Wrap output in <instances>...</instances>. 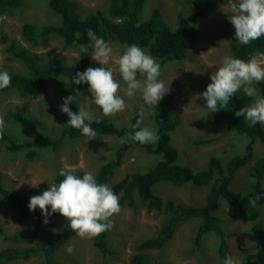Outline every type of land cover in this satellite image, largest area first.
<instances>
[{"label":"rangeland","instance_id":"374dc122","mask_svg":"<svg viewBox=\"0 0 264 264\" xmlns=\"http://www.w3.org/2000/svg\"><path fill=\"white\" fill-rule=\"evenodd\" d=\"M75 1L79 4L78 11L82 16L98 8L107 9L110 4V0ZM155 7L161 10V16L165 23L175 29L180 19L192 11V0H146L140 20H148ZM228 12V4L220 3L213 6L204 17L198 18L195 23L200 34L188 50V57L161 66L160 79L170 87V92L163 97L171 99L169 115L180 119V125L172 135V142L177 147L178 160L194 169L203 167L212 155H219L226 160L235 153L245 151L249 142L247 136L236 131H228L225 123L214 121L215 113H208L206 102L200 95L204 90H199L202 85L207 88V85L211 83L212 73L222 64L223 58L232 56V49L239 45L235 36V28L228 19ZM60 21L61 17L51 9L48 0H25L14 15L0 17V27L11 40L34 52L43 63L51 60L50 55L60 57L65 63H73L80 55L77 46L65 44L62 38L57 35H50L35 45L29 43L21 33L25 22L42 26L57 25L60 24ZM92 45V51H94V42ZM110 46L113 52L106 67L111 69L115 78L120 81L119 94L125 99L126 107L115 117L107 118L113 120L117 125L123 126V124H129L132 115L139 114L143 106L146 109V114L142 124L144 127L154 129L152 108L144 103L140 92L128 97L125 94L126 85L119 75L117 61L129 45L116 42ZM142 49L150 55L147 49ZM8 56L6 44L0 41V71H27V68L19 60H9ZM155 59L161 62L160 59ZM89 67H102L92 59L91 53L87 55L86 69ZM66 83L67 79L54 77L37 97L22 96L18 90L6 92L0 99V116H3L5 121L4 129L8 130L17 141L36 138L37 135L28 126L5 119L7 110L22 112L24 108H27L28 113L36 119L38 130L51 137L58 136L61 131L58 115L65 98L63 89ZM255 87L258 89V84ZM258 94L263 96L259 89ZM80 108H84L95 118L104 117L102 110L94 104L88 88L81 95ZM214 136L218 138L203 145L194 144L196 139ZM120 143L121 139L114 135H98L89 141H87V137L76 140L67 139L58 150L44 148L38 157L33 159L27 158L24 151H9L2 144L0 147V172L4 173V182L7 187L15 189L18 194L30 199L34 195H41L48 189L49 184L56 183L55 176L61 168L76 166L77 170L97 171L103 163L100 157L106 155L108 158H115V151ZM254 152L255 155L251 163L264 154V146L261 142L254 143ZM157 159V156H150L138 148L130 149L123 157L121 165L116 169L110 184L121 179L129 171L143 170L153 165ZM252 180L247 165L238 171L232 186L234 189H245ZM31 183L38 184V186L33 187ZM262 183L264 185V179ZM154 190L165 199L171 198L196 205L203 204L208 193L207 187H192L188 184L177 186L171 182H162L156 185ZM119 204L121 211L110 218L114 221V227L108 231V243L116 253L114 257L102 255L93 246V238L81 239L75 234L55 253L56 259L64 260L70 264H129L134 253V246L145 237L153 235L160 228L165 215L161 211H147L142 206L133 209L126 203ZM259 210L258 220L264 226V205L259 206ZM15 211V206L9 202H3L0 205V229L7 234L33 230L38 216H32L27 221L19 222L14 217ZM217 213L223 218L224 229L229 233L227 238L230 256L235 264H245L248 255L264 256V241L250 232L251 223L244 220L232 205L222 200ZM66 219L62 215L54 213L48 217L49 222L45 224L44 216L41 217L39 235L35 243H46L55 237L65 224ZM198 226L196 219L181 224L163 248H150L144 252L148 260L151 263L162 261L164 264H224L227 257L220 256L218 252L219 239L213 232L206 233L202 245L195 247L193 240ZM9 245L14 244L3 242L0 239V249ZM69 245L74 246V251L71 254L67 252ZM3 264H44V262L36 255Z\"/></svg>","mask_w":264,"mask_h":264},{"label":"trees","instance_id":"16d2710c","mask_svg":"<svg viewBox=\"0 0 264 264\" xmlns=\"http://www.w3.org/2000/svg\"><path fill=\"white\" fill-rule=\"evenodd\" d=\"M48 1L51 9L61 17L60 24L37 26L34 23L25 22L21 29L22 36L29 43L36 45L50 35H57L62 38L65 44L77 46L80 55L73 63H65L60 57H52V55H50L49 62L43 63L34 52L11 40L0 27V41L6 44L8 59H17L27 68L25 72L5 70L11 75V86L0 89V99L6 92L12 90H18L22 96L37 97L52 78L63 77L67 79L63 89L65 98L70 95L75 97L69 107L77 114L79 100L88 85L86 83L75 85L72 77L77 72H83L86 69L87 55L93 50V41L89 40L87 36L88 29L93 30L98 38H103L110 44L116 42L129 46L135 44L140 48H145L151 56L160 59L159 63L163 66L168 62L186 59L188 50L200 34L195 23L196 20L204 17L213 6L220 3L228 4V0H192V11L186 17L181 18L174 29L162 19L161 10L158 7L153 9L148 20H140L146 0H110L107 9L98 8L85 16L79 13V4L75 0ZM24 2L25 0H0V17L14 15ZM81 45L87 46L89 53L81 52ZM231 52L232 57L244 60H248L253 55L264 53V36L248 45H238ZM201 89L205 91L206 86L202 85L199 87V90ZM258 89L264 96V82L258 83ZM251 101L252 98L245 96L240 91L231 98L225 109L218 110L214 116V121L225 123L228 131H236L249 138L245 151L235 153L226 160L219 155H212L203 167L196 169L178 160L179 154L177 147L172 142V135L179 127L180 119L169 115L170 97L163 98L157 108L152 109L154 129L159 136L158 141L154 144L142 145L129 138V134H133L137 130L131 127L140 119L137 113L132 115L129 124H123V126L117 125L107 117H99V123L91 124L98 135H114L121 139V143L115 151V158L111 159L106 155L100 157L103 163L94 172L97 182L110 185L118 196L119 203H126L133 209L142 206L147 211H161L165 215L160 228L153 235L145 237L134 246V253L129 264H164L162 261L151 263L144 252L150 248H163L174 236L179 226L192 219H196L199 224L193 240L195 247L202 245L206 233L213 232L219 239L218 252L220 256L228 257L231 253L227 238L229 233L224 229L223 218L217 213L222 200L227 201L244 220L249 221L251 223L250 232L264 241V226L258 220L259 206L264 205V185L262 183L264 154L251 163L255 155L254 143L259 141L264 146V125L259 123L254 126L250 125L243 117H237L234 114L239 109L248 106ZM218 107L221 106L218 105ZM58 118L61 124L60 134L51 137L38 130L37 121L28 113L27 108H24L22 112L7 110L5 114L7 121L28 126L37 137L17 141L8 130L4 129L3 136L0 138V147L4 144L9 151H24L27 158L33 159L37 158L44 148L56 151L67 139L85 138L80 130L67 124L69 117L60 109ZM141 127H144L143 124ZM217 138L214 136L196 139L194 144L203 145ZM132 148H138L150 156H157L158 159L153 165L143 170L129 171L121 179L110 184L123 157ZM247 165L253 180L245 189H234L232 182L236 174ZM85 172L77 170L76 174L82 178ZM55 179L56 183H59L63 177L59 176V172H57ZM162 182H171L177 186L188 184L192 187H207L208 193L201 205L186 204L171 198L165 199L154 190L155 186ZM256 197L259 198L256 199L253 206L250 201ZM29 200L18 194L15 189L7 187L4 182V173L0 172V205L3 202L14 205L16 208L14 217L19 222L27 221L32 216H38L34 229L29 232L16 231L13 234H7L0 229V239L3 242L14 244L0 249V264L36 255L43 260L44 264H70L64 260L56 259L55 253L76 233L71 230L66 219L65 224L55 237L46 243H35L43 215L39 208L35 211L29 210ZM92 243L102 255L115 256L114 249L108 243V231L93 238ZM245 264H264V256L248 255Z\"/></svg>","mask_w":264,"mask_h":264},{"label":"clouds","instance_id":"9594fccd","mask_svg":"<svg viewBox=\"0 0 264 264\" xmlns=\"http://www.w3.org/2000/svg\"><path fill=\"white\" fill-rule=\"evenodd\" d=\"M228 9V19L235 28L239 45H248L264 36V0H228ZM87 36L94 42L92 59L102 67H89L83 72H77L72 80L75 85H88L92 100L102 110L104 117H115L125 109L126 103L119 94L120 81L115 78L112 70L106 67L113 49L110 42L98 38L93 30L88 29ZM80 50L89 53L85 45H81ZM117 63L128 97L140 92L144 103L149 108L156 109L162 98L170 92L169 84L160 79V63L139 46L133 44L126 47ZM11 79L7 71H0V89L10 87ZM210 79L211 83L200 94L206 100L208 113L225 109L231 98L242 91L245 96L252 98L253 102L236 111L235 116L243 117L253 126L257 123L264 125V96H260L255 87L256 84L264 82V53L253 55L248 60L225 56ZM74 99L75 97L70 95L64 98L60 106L61 112L69 117L67 124L80 130L82 135L87 137V141L95 139L98 134L91 124L99 123V118L93 117L84 108H80L78 114L73 112L69 105ZM145 114L146 109L142 106L138 114L140 119L131 126L137 130L129 134V138L142 145L154 144L159 139L157 131L141 127ZM4 128L5 121L3 116H0V138ZM76 173V166L61 168L59 176L63 179L59 183L49 184L48 189L41 195L30 197L28 208L30 211L39 208L45 224L49 222L48 217L59 213L67 218L68 225L78 237L92 239L114 227V221L110 218L121 211L119 198L110 185L97 182L94 172L86 171L82 178ZM32 186L37 187L38 184ZM258 198L252 199L250 203L254 206ZM73 251L74 246L69 245L67 252L71 254ZM224 264L235 262L229 255Z\"/></svg>","mask_w":264,"mask_h":264},{"label":"bare ground","instance_id":"6f19581e","mask_svg":"<svg viewBox=\"0 0 264 264\" xmlns=\"http://www.w3.org/2000/svg\"><path fill=\"white\" fill-rule=\"evenodd\" d=\"M103 157H104V156H103ZM118 161H119V160H118ZM109 164H110V161H109ZM106 168H107V167H106ZM135 175H136V174H135ZM144 177H145V176H144ZM135 178H137V177H135ZM132 180H133V179H132ZM141 181H142V180H141ZM138 182H139V181H138ZM129 184H131V183H129ZM133 184H134V183H133ZM146 188H147V187H146ZM146 188H145V189H146ZM151 194H152V193H151Z\"/></svg>","mask_w":264,"mask_h":264}]
</instances>
